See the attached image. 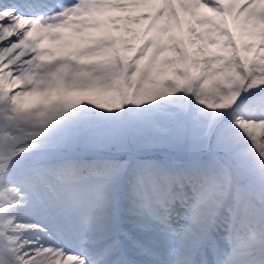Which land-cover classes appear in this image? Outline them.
Segmentation results:
<instances>
[{
  "label": "snow or ice",
  "instance_id": "obj_1",
  "mask_svg": "<svg viewBox=\"0 0 264 264\" xmlns=\"http://www.w3.org/2000/svg\"><path fill=\"white\" fill-rule=\"evenodd\" d=\"M0 264H264V0H0Z\"/></svg>",
  "mask_w": 264,
  "mask_h": 264
}]
</instances>
